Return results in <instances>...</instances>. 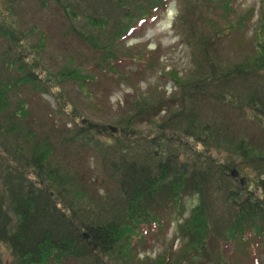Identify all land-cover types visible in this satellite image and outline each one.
Instances as JSON below:
<instances>
[{"label":"trees","instance_id":"16d2710c","mask_svg":"<svg viewBox=\"0 0 264 264\" xmlns=\"http://www.w3.org/2000/svg\"><path fill=\"white\" fill-rule=\"evenodd\" d=\"M46 1L40 0L39 6ZM51 1L69 23L70 34L66 31V35L77 36L97 53L89 65L79 66L67 55L58 67L61 79L75 81L86 98L91 96L90 81H99L88 70L97 68L114 82H128L127 73L119 68L125 62L140 69H158L160 76L173 82L176 92L165 100L146 93L134 95L128 116L112 129L103 126L111 137L101 136V142L79 115L76 128L61 138L70 146L67 157L71 160L69 155H73L77 162L62 167L47 136L39 140L27 130L24 142L30 145L26 149L12 139L20 134L26 111L19 117L8 112L5 94L0 91V264H70L77 260L130 264L140 247L145 248L142 246L153 235L166 230L169 219L181 251L171 258L168 246L154 259L147 257L136 264H229L234 251L257 264V252L264 248V145H252L253 136L235 135L234 127L224 119L205 116L200 104L209 98L229 105L245 120L264 116V1L259 5L258 52L227 69L220 67L212 43L215 37L241 29L248 20L244 12L235 20L224 19L220 27L217 21L208 22L215 28L197 39L195 20L174 22L175 27L185 26L180 39L198 42L200 56L187 76H179L173 69L167 71L169 75L162 74L163 66L155 55L122 44L125 34L156 16L155 7H163V0H143L151 5L136 8V19L124 29L122 21L130 19L126 12L132 13L126 5L135 6L137 0H107L108 4L92 0L95 11L84 14L75 0ZM196 1L198 8L218 1L227 14L235 12V0ZM5 2L7 6L0 9V72L14 77L11 72L15 71L19 82L46 92L44 81L29 70L30 63L36 64L29 55L33 52L40 57L38 50L43 49L38 41L44 40L46 31L33 25L26 34L35 32L37 38L30 43L13 18L14 0ZM188 2V12L196 10L193 1ZM121 7L125 9L120 11ZM143 12L145 16H138ZM79 16L83 27L76 29L73 21ZM19 87L14 83L13 88ZM49 91L54 97V91ZM150 100L155 102V110L148 106ZM162 104L176 106L159 122L150 120ZM59 107L72 118L67 107ZM144 119L153 125L147 133L133 127ZM84 150L99 158V169L114 182L103 207L89 201L95 200L85 187L78 162L85 159ZM192 196L197 200L185 215V197Z\"/></svg>","mask_w":264,"mask_h":264},{"label":"rangeland","instance_id":"374dc122","mask_svg":"<svg viewBox=\"0 0 264 264\" xmlns=\"http://www.w3.org/2000/svg\"><path fill=\"white\" fill-rule=\"evenodd\" d=\"M5 1L6 0H0L1 10H4V7L7 6ZM75 1L79 3V11L81 14H84L86 11L90 13L95 11V7L90 3L92 0ZM98 1L108 4L107 0ZM191 1H193L196 10L194 9L188 12L189 2L186 4V2H182L181 0H167L164 11H158L159 16L157 20L153 23H145L139 30L133 31L127 38L123 39V47L132 49L141 48L142 51L155 55L163 66L164 73L162 74L169 75L167 71L173 69L178 72L179 76H187L188 73L193 71L195 61L200 56V52L197 48L198 42L196 43L194 41L190 44L184 40L185 38L180 39L185 32L184 24L176 27L172 24L179 20L181 23L188 21L192 23L195 20L196 22H194L198 32L195 33L194 38L197 39L200 37V34H208L210 29H212L211 27L215 28V26H209L210 22L217 21V26L220 27L224 19L235 20L239 14L244 12L248 19L245 25L241 29L232 30L215 37L212 47L217 55L216 58L220 67L224 69L234 64H241L246 57L258 52L259 46L256 41V36L258 33V19L260 14L259 5L260 2L264 0H236L233 4L235 12H230L228 14L223 10V5L218 1L211 3L213 8H211L212 6H210L209 3L203 4L198 8L197 1ZM39 2L40 0H14L15 8L12 12L13 18L16 19L17 27L25 34L26 31L30 32L33 25L37 26L39 30L43 29L46 31L44 40L38 41V44L40 42L42 43L43 49L38 50L40 51V57L33 52L29 55L34 56L33 61L36 63H30L29 70L36 78L44 81L43 88L46 89V92L34 93V88L30 83L24 84L18 81L19 76L15 71L11 72L14 77H11L6 71L0 72L2 73V75L0 74V91L5 94L4 102L5 106L8 108V112L11 111V113L16 114V117H19L24 116L23 109L26 111L23 124L20 125V134L12 139L26 149L27 146L30 145V143L26 144L24 142L25 132H27V130L30 129L34 132V134H36L35 137L39 140L42 136H47L55 147L53 153L57 158L58 165L62 167H71V162L75 166V160L72 159L74 156L69 155L71 159L69 160L67 154L70 147H66V142L61 138L67 136V134L69 135L70 131L72 133L73 128H76V120H80L79 115L83 120L90 123L92 131L95 130L97 134H99L97 139L101 142L103 140L102 137H111L110 135L107 136L106 133H108V131L104 130L103 126L108 125L110 129L113 128L112 126H116L121 118L131 110L130 107L134 95L146 93L148 97L154 96L153 99L162 96L165 100L176 92V86L170 79L160 76V71L158 69L154 71L151 69H140L135 63L125 62L122 64V67L119 68H122L127 73L128 82L117 79L116 82H114L106 72L97 68L88 70L90 75L93 74L98 76L99 81H90L87 88L91 90V96L86 98L84 91L77 86L75 81L61 79L58 67L67 55L73 57L75 63L79 66L89 65L95 62L97 53L86 43L79 40L77 36L66 35L65 32L67 31L69 23L65 17L59 13L57 7L51 0H47L44 6H39ZM142 4L150 6L151 2L145 3L143 0H137L135 6L130 4L126 5V7L132 9V13L126 12L130 19L128 21H122L123 29L127 24L134 22L136 19L134 15L137 13H133L135 9ZM148 8L145 11H147ZM124 9L125 7L119 8L120 11ZM141 15L145 16V12L138 14V16ZM82 21L83 17L79 16L77 20L73 21V26L76 29L82 28ZM263 28L262 26V29ZM35 38H37L35 32L31 33L29 36L27 35V40L30 43H32L31 41L35 40ZM1 49L0 47V50ZM218 59L221 60V62ZM14 83L20 87L17 89L13 88ZM49 89L54 91V97ZM93 90H98L100 92L96 94L94 91V93H92ZM204 99L207 101H202L200 105L203 108L202 111L205 116L214 115L216 120L224 119L225 122H230L234 127L235 135L240 134L244 138L253 136L251 139L252 145H264V129L259 126V122L264 121L263 115H258L253 118V121L245 120L243 115H238L229 105L225 106L214 103L209 98ZM154 104L155 102L151 100L148 102L149 107H152ZM58 106L67 107V112L72 115V118L67 117L66 112L60 111V113L57 114L58 110H62L61 108H57ZM175 106V104H162L160 108H158L159 112L150 120L159 122L166 115L168 110L175 108ZM152 109L155 110L154 107H152ZM127 116L128 115H126V117ZM150 120L144 119L142 121H137L133 124V127L143 133H147L153 127V125L150 124ZM98 131L105 133H99ZM72 147L75 146L72 145ZM62 153H64L65 158ZM59 154H61V159ZM92 155L93 153L86 154L83 160L84 162L81 165V170L83 178L85 179V187L90 191L95 201L87 198L94 205L97 204L103 207L109 195H112V189H114L115 186L114 182L108 177L106 178V175L99 169V158ZM193 203V199L187 198L184 200L185 215L188 212V207L192 206ZM218 214H220V211ZM164 216L168 220L167 213H165ZM174 230L175 225L173 221L169 219V224L165 232L153 235V238L151 237L149 239L148 244L142 246L145 248L142 249L140 247L138 249L136 260L130 261V264L143 262L147 257H149V260H152L163 250L165 251L168 246H170L169 256L173 258V256L182 249L180 240L173 235ZM137 237H139V235ZM257 258V264H264V248L263 250H258ZM70 264H89V262L88 260H77L76 262L71 261ZM122 264H124V262H122ZM208 264H210V262ZM229 264H231L230 256ZM232 264H251V262L234 251L232 254Z\"/></svg>","mask_w":264,"mask_h":264},{"label":"water","instance_id":"95a60500","mask_svg":"<svg viewBox=\"0 0 264 264\" xmlns=\"http://www.w3.org/2000/svg\"><path fill=\"white\" fill-rule=\"evenodd\" d=\"M82 235H86V234L82 233Z\"/></svg>","mask_w":264,"mask_h":264}]
</instances>
